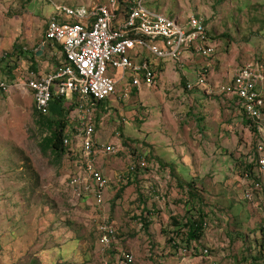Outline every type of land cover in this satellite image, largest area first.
I'll return each instance as SVG.
<instances>
[{
	"label": "rangeland",
	"instance_id": "rangeland-1",
	"mask_svg": "<svg viewBox=\"0 0 264 264\" xmlns=\"http://www.w3.org/2000/svg\"><path fill=\"white\" fill-rule=\"evenodd\" d=\"M105 1L0 0V81L13 84L30 74L48 75L62 60L58 47L57 61L50 55L53 47L45 37L54 12L52 2L86 6ZM144 3L150 11L162 13L165 7L166 14H180L183 20L202 16L216 42V53L212 58H196L210 65L211 83L229 81L249 62L264 66V0ZM14 45L34 51V62L31 54H21L20 59L13 55ZM164 71L163 66L157 70ZM194 71L183 76L172 69L171 78L162 76L154 88L143 89L142 98L133 93L123 100L130 108L121 114L112 112L107 119L94 113L97 142L116 144L120 150L97 160L110 168L102 172L108 181L105 212L116 228L105 254L97 231L101 210L64 187L79 170L75 149L70 145L54 154L45 148L42 142L51 129L39 124L32 97L13 85L9 93L0 90V264H119L127 252L134 255L135 264H264V251L258 248L264 195L253 194L255 202L249 203L242 179L245 170H255L256 147L264 134L252 132L241 108L234 104L232 109L222 108L217 101L229 100L226 96L188 92L186 79L196 80L198 71ZM212 100H217L212 107L191 108L188 114L186 108V113L162 111L170 102ZM137 101L159 103L153 108ZM54 106L47 115L62 119L64 134L71 138L76 116L72 102L64 99ZM114 137L118 140L110 142ZM140 157L146 170L157 163L170 167L162 183L151 189L150 198L148 180L139 179L138 170H130ZM174 177L187 183L177 186ZM189 185L197 188L194 195ZM200 212L204 213L202 238L187 248L184 225L192 216L200 220ZM174 220L183 228L178 229ZM185 248L188 252L181 256L179 250Z\"/></svg>",
	"mask_w": 264,
	"mask_h": 264
},
{
	"label": "built area",
	"instance_id": "built-area-1",
	"mask_svg": "<svg viewBox=\"0 0 264 264\" xmlns=\"http://www.w3.org/2000/svg\"><path fill=\"white\" fill-rule=\"evenodd\" d=\"M53 6L45 37L60 47L62 60L48 75L30 74L14 84L0 81V90L9 93L13 86L19 88L32 97L34 110L44 114L50 111L54 99L72 102L76 115L72 136H66L63 145L75 149L79 170L67 178L64 187L75 198L95 201L96 208L101 210L97 231L104 253L112 246L116 228L105 212L108 181L97 160L99 156L116 155L120 150L116 144L96 141V109L117 95L119 85L122 99H128L133 90L156 86L157 70L144 58L145 54L160 62L175 63L183 70L186 51L212 58L216 42L209 36L203 18L193 15L186 20L171 19L150 11L144 0H106L101 4L74 7L53 3ZM209 79V69L203 67L194 82L186 81L185 88L188 92L200 90L209 96L219 94L237 100L249 126L262 137L264 66L244 64L228 83L217 85ZM256 153L255 170H245L242 177L245 200L251 204L255 202L253 194L264 195V141L257 144ZM146 167L145 159L140 157L131 164L130 170H146ZM260 237L258 248L264 251V222ZM179 252L186 256L188 250ZM204 254H208V249ZM119 264H135L134 255L124 253Z\"/></svg>",
	"mask_w": 264,
	"mask_h": 264
},
{
	"label": "crops",
	"instance_id": "crops-1",
	"mask_svg": "<svg viewBox=\"0 0 264 264\" xmlns=\"http://www.w3.org/2000/svg\"><path fill=\"white\" fill-rule=\"evenodd\" d=\"M161 10L163 11L162 13H160V12H156V13L163 14L166 17L173 18V19H176V18L181 19L180 14H175V15L166 14L167 9L165 7H161ZM198 17H201L202 18V16H198ZM181 20H183V19H181ZM49 43H50V46L53 47L52 48L53 50H50V55L53 56L54 57V60L57 61V59L59 57L58 54L61 55V53L60 52H58V54L54 53V50L55 49L57 50V46L55 44H53L52 42H50V41H49ZM192 53L193 52L190 50L189 52L186 51L183 54L184 69L183 70H180L179 69L180 71L183 72V76H185V73L187 74V71H191V72L193 71V74H194L195 73L194 70H197L198 71V74H199L200 71L203 69V67H207L209 70L211 69V67H210V65H208V63H201L200 61H197V58L196 57L198 56V54L193 53V54H195V55H193ZM144 58L150 63V65H153L155 67V69L158 70V71H159V68L161 66H163V69L165 71L163 73H161V74H158V72H157V74H158L157 81H158L159 78H160V80H162L161 79L162 76L165 79L166 78H171L172 69H178V66L175 63H172V62H160V61H158L157 59H154L152 56H150L148 54H145L144 55ZM57 63H59V62L57 61ZM54 64L55 63L51 64V66L49 67L50 68V71H52L51 69H54V66L57 65V64H55V65ZM187 66H188V68H187ZM185 69H186V71H185ZM40 73H42V72H40ZM198 74H197V77H198ZM190 75H192V74H190ZM188 80L189 79H186V81H188ZM230 80L231 79H229V81ZM194 81H195V78L192 79V80H189V82H194ZM229 81L224 82V83H228ZM143 89L145 91L147 88H142L139 91L133 90L132 91V94L133 93H139V98H142L144 96L143 95L144 94ZM122 92H123L122 91V86H120V89L117 88V95L115 97L109 98L104 103H102V104H100L98 106V108L96 109V116L99 115V116L106 117L107 119H109V116L111 117V113L112 112H116V113L121 114L125 110H129V108H130L128 106L129 102L128 101H123L125 99H122V95H123ZM227 99H229V100H226V101L225 100H219L220 102L217 101V100H215V101H217L219 103V105L222 108H225V109L226 108L227 109H232L233 104L235 105L236 108H238V102H237V100H233L230 97H227ZM215 101L214 100H212V101H200V102L199 101H175L174 104H172L170 102V106L164 108L162 111H163L164 115H166L167 113H172V112L176 113L175 112V109H178V111L180 113H186V112L183 111V108H186L187 109V113L186 114H188L189 111L191 110V108H195V107H197V108H208V107H212V105H213V103ZM139 102L144 103V104L148 105L149 107H153V108H157L156 105L159 103V101H137V103H139ZM54 107L55 106L53 105L52 108H54ZM192 110H194V109H192ZM113 114H115V113H113ZM127 117H129V116L127 115ZM200 131L201 130L198 129V132H200ZM123 135L125 136V134H123ZM116 140H118V138L117 137H114L113 140L110 141V142H116ZM97 166H99V168L101 169V171L102 172L104 171L105 173H107L109 171V169H110L109 166H104L103 162H97ZM169 168L170 167H168L166 165H162L161 166L160 163H157L153 167H150L149 166V170H146V171L139 170V179L148 180L146 182H147V184L149 186H151V187L146 186L147 187V192L146 193L148 194V198L151 197V193H152L151 189H154L153 186L154 185H157V184L159 185L160 182L162 183V176L165 173H167V170ZM176 175L179 176L180 174L176 173ZM181 179H183V178H181ZM174 180L177 182V186H181L182 184H186L187 183V182H184L183 180H180V182H179L178 181V177H174Z\"/></svg>",
	"mask_w": 264,
	"mask_h": 264
},
{
	"label": "trees",
	"instance_id": "trees-1",
	"mask_svg": "<svg viewBox=\"0 0 264 264\" xmlns=\"http://www.w3.org/2000/svg\"><path fill=\"white\" fill-rule=\"evenodd\" d=\"M13 49L15 51V52H13V55H16L18 57V59H20L19 56L21 54H23L24 56H27V54H31L32 55L31 61L34 62L35 55H36V53H34V51L24 50L23 48L19 49V47L16 45H14ZM32 68L36 69L35 64H33ZM12 69H14V68H12ZM10 73H12L11 70H10ZM11 77H12V79H14L13 78L14 76H11ZM14 81H16V80L14 79ZM55 101L56 102H54L51 105V109H53L52 106L55 103H57V102L61 103L63 100L55 99ZM35 113L37 115L39 124L41 126H48L51 129L50 135L46 136L43 139L42 143H43L44 147L50 149L54 154L63 153L65 151V149H68L69 146L63 145V140L66 138V136L64 134V129L66 128V124L62 121V119L55 120L53 116L47 115V114H49V112L44 114V113H41V112H38L35 110ZM59 118H61V117H59ZM246 121L249 123L248 120H246ZM251 130L254 133L257 131L254 127H252ZM195 189H197V188H194V186L192 187L191 185H189L188 191H190L193 194ZM82 200L84 202H86L88 199H82ZM93 202L95 203V201H93ZM252 213H254V212L252 211ZM199 216H200V218L203 217L204 213L200 212ZM198 219L199 218H195L194 216L189 217V218H187V222L184 225V227L187 229V231L185 232L186 233V243H187L186 247L187 248H191L192 242L200 241L202 238V235H203V227H202L203 218H201L200 220H198ZM174 222H175V220H174ZM175 225H176V227H180L182 224H176V222H175ZM182 228L183 227H180L178 229H182ZM177 231H179V230H177ZM171 241H173V240L171 239ZM173 243H175V242H173ZM193 249H195V248H193ZM103 254H105V252Z\"/></svg>",
	"mask_w": 264,
	"mask_h": 264
},
{
	"label": "clouds",
	"instance_id": "clouds-1",
	"mask_svg": "<svg viewBox=\"0 0 264 264\" xmlns=\"http://www.w3.org/2000/svg\"><path fill=\"white\" fill-rule=\"evenodd\" d=\"M52 3H54V2H52ZM54 4H56V3H54ZM85 6V5H84ZM87 6V5H86ZM72 7H74V6H72ZM48 41V40H47ZM54 44V43H53ZM56 45V44H55ZM58 48H60L58 45H56ZM60 53H61V51H60ZM61 56H62V54H61ZM58 65V64H57ZM14 84V83H13ZM61 100H64V99H61ZM54 101H55V99H54ZM34 103V102H33ZM54 103V102H53ZM52 103V104H53ZM51 110V109H50ZM50 112V111H49ZM96 141H97V139H96ZM100 143V142H99ZM139 171V170H138ZM259 209H261V207H259ZM260 213V212H259ZM263 223V222H262ZM262 225V224H261ZM257 229H258V226L256 227ZM214 264V263H213Z\"/></svg>",
	"mask_w": 264,
	"mask_h": 264
}]
</instances>
